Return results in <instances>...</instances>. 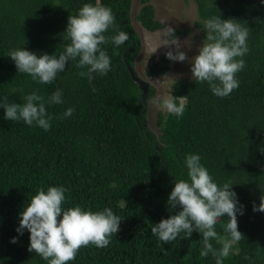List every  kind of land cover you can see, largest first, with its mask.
Returning <instances> with one entry per match:
<instances>
[{
	"label": "trees",
	"instance_id": "obj_1",
	"mask_svg": "<svg viewBox=\"0 0 264 264\" xmlns=\"http://www.w3.org/2000/svg\"><path fill=\"white\" fill-rule=\"evenodd\" d=\"M141 1L136 18L142 26L149 31L164 28L151 0ZM195 1V26L202 30L203 42L204 22L212 17L235 19L248 28L245 67L236 74L239 87L226 97L214 95L207 82L188 77L175 81L172 95L183 96L185 111L180 117L159 111L156 134L148 129L142 90L129 69L140 50L131 0H99L115 17V27L105 33L109 42L101 45L111 61L107 75L93 73L90 83L79 75L87 68H77V58L69 60L51 84L19 73L8 53L26 48L37 55L58 56L70 43L65 32L69 16L97 0H0V101L7 97L8 103L23 104L24 97L35 91L53 117L45 131L35 123L5 119L0 106V264H48L28 251L29 230L21 235L17 229L30 198L50 186L67 189L65 210L111 208L121 218L120 231L107 247H82L68 264H216L211 254L200 256L203 240L197 231L190 239L181 233L167 244L151 232L154 224L173 214L167 202L175 182L190 180L188 154L201 157L219 186L231 182L238 207L243 206L237 219L244 237L234 243L224 264H264V212L253 211L264 195V2ZM120 31L129 39L117 46L111 37ZM180 33L176 30L175 36ZM170 62L165 54L159 56L148 74L165 75ZM57 89L63 103L48 104ZM152 90L150 86L148 99ZM69 108L74 111L65 117ZM227 222L226 214L217 222L219 235H228ZM13 237L16 243L11 242ZM211 243L221 248L215 239Z\"/></svg>",
	"mask_w": 264,
	"mask_h": 264
},
{
	"label": "clouds",
	"instance_id": "obj_2",
	"mask_svg": "<svg viewBox=\"0 0 264 264\" xmlns=\"http://www.w3.org/2000/svg\"><path fill=\"white\" fill-rule=\"evenodd\" d=\"M111 27H115V17L110 8L101 6L99 0L95 5L85 3L79 9L78 15L69 16L65 32L70 43L58 56L47 53L37 55L26 48L11 50L8 56L15 62L19 73H27L41 84H51L58 73L65 71L69 60L76 61L78 58L76 67L87 68L86 72L81 71L79 75L87 76L91 83L94 79L93 73L107 75L111 70L110 57L101 48L102 44L109 42L105 33ZM204 28L207 31L206 38L199 47L198 54L191 58L186 51L181 50L182 44L171 26L164 29L163 42L155 47L153 52L162 45H175V49L169 47L165 53L167 59L187 61L191 65V77L195 82H207L214 95L226 97L239 87L236 74L245 67L242 57L249 51L248 28L235 19L221 17L207 19ZM171 37L175 38L169 42ZM128 39L129 35L124 31L111 37L117 46L124 44ZM145 39L151 41L152 37L146 34ZM238 57L240 59H237ZM149 93L150 86L146 102L141 96V102L146 108ZM24 100L23 104L8 103L7 97H4L0 106L5 109V119L23 120L30 126L35 123L45 131L50 130L53 117L47 112L44 97L34 91L25 96ZM153 102L177 117L183 115L186 107L183 96L164 95L157 97ZM47 103H63L61 90L57 89L48 98ZM73 111L74 109L69 108L63 115L70 116ZM185 164L190 180L181 179L175 182L167 202L169 211L173 214L154 224L151 232L167 244L175 241L181 233L183 239H190L192 233L197 231L201 233L203 240L200 256L204 258L211 254L216 264H224V259L230 255L234 243L244 237L239 231L237 219L238 212L243 215V206L238 207V197L236 192L231 190V182L219 186L208 169L201 164L198 154H188ZM66 191L62 186H50L47 191L40 188L20 214L17 231L22 235L24 229L29 230L28 251L40 255L48 264H68L69 261L75 260L82 247H107L111 238L120 231L121 218L114 214L111 208L86 211L80 206H75L65 210L63 205ZM260 201L258 206L253 204V211L264 212V195L260 197ZM177 208L180 210L176 211ZM225 214L228 222L224 225V231L228 235L221 236L215 226ZM213 239L221 245L219 250L213 247ZM11 242L16 243L17 238L13 237ZM162 251L167 254L166 249Z\"/></svg>",
	"mask_w": 264,
	"mask_h": 264
},
{
	"label": "rangeland",
	"instance_id": "obj_3",
	"mask_svg": "<svg viewBox=\"0 0 264 264\" xmlns=\"http://www.w3.org/2000/svg\"><path fill=\"white\" fill-rule=\"evenodd\" d=\"M156 9V17L163 24L164 28L157 31H149L137 20L136 16L142 7L141 0H131V22L136 33L140 36V50L134 61V68L137 75L152 86V96L147 103V126L148 129L159 134L157 125V114L162 110L157 103L153 101L157 97L172 95V86L175 81L183 77H191V65L187 61H171L170 70L163 76H151L148 69L153 61L158 60L159 56L165 54L169 47L175 49V45L160 46L156 52L153 49L163 42V32L167 26L174 30H180L181 33L176 38L182 44V51H186L189 58L198 54L199 47L203 44L202 30L195 26L198 18L197 3L195 0H151ZM152 37L151 41L145 39V36ZM175 37L169 38V42Z\"/></svg>",
	"mask_w": 264,
	"mask_h": 264
},
{
	"label": "water",
	"instance_id": "obj_4",
	"mask_svg": "<svg viewBox=\"0 0 264 264\" xmlns=\"http://www.w3.org/2000/svg\"><path fill=\"white\" fill-rule=\"evenodd\" d=\"M131 50H133V48H131ZM129 69H130V72H131V75L134 81L139 85L140 89L143 91L142 100L146 102L150 84L146 82L145 80H142L140 77H138V75L136 74L134 70V67L130 66Z\"/></svg>",
	"mask_w": 264,
	"mask_h": 264
}]
</instances>
